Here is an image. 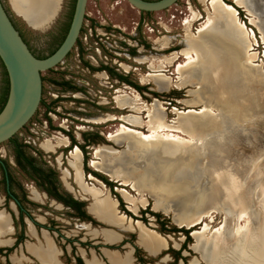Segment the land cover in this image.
Here are the masks:
<instances>
[{
	"label": "rangeland",
	"instance_id": "374dc122",
	"mask_svg": "<svg viewBox=\"0 0 264 264\" xmlns=\"http://www.w3.org/2000/svg\"><path fill=\"white\" fill-rule=\"evenodd\" d=\"M120 3L115 5V0H98L97 7H95L92 0H88L87 3V13L91 16L90 19V27L93 30V33L96 31L100 32V29H106L110 35H107L109 38L104 39L107 43L101 44V46L94 45V41L90 40V47H99L102 51V58L105 56L109 62L110 55L114 56V51L118 49V40H122L124 44V49L136 50L134 53L135 60H149V64L157 67L160 64H163V69H160V73L169 76L173 81H178V75H176L175 71L177 66L180 64H184L187 60L185 55H181V50L185 49L184 39L186 37V31L188 28V24H190V32L193 35L198 33L200 27L205 24L209 20V15L207 11H205V7L200 0H179L176 5L169 8L163 12H154V13H140L137 9L133 8L126 0H118ZM226 4L234 7L238 11V19L241 23H243L246 27V32L241 34L245 37L247 47H248V56L252 59V64L246 63L244 61V65L248 68L255 69L256 71L250 73L246 71L245 68H241L240 66H236L235 72L231 77H227L225 80V84L222 86V90L225 91L224 94H221L218 99L219 102L217 104L218 108L223 109L224 111L218 110L215 107H211V111L204 114H196V113H187L189 109H193L196 111L201 110L204 106V103H200L196 100L195 92L198 91V86L193 85L189 87H172L170 91L167 92H159V98L156 96L145 97L142 96L139 91L134 88L132 85H128L127 89L123 87H119L121 92H125L128 96L133 97L134 94H138L140 97V106L147 105V107L153 106L155 100L160 102L164 107V124H168L172 126V135L177 138H187L189 136L187 132H191L190 129H181L180 125V116L182 113L186 112L185 118L187 119H195L198 122H202V124H206L207 126L212 127L216 126H224L230 125V131L239 132L237 138V144L235 146L236 152H241L245 154L244 164L246 165V172L248 175H256L260 170V166L264 161V10L263 6L264 0H251L252 2V13L248 14L244 8L234 6L233 2L235 0H223ZM5 6L8 8L10 14L12 11L14 12L11 0H3ZM60 4V2H59ZM58 4V9H59ZM57 9V11H58ZM15 13V12H14ZM17 14V13H16ZM18 15V14H17ZM192 15V16H191ZM198 15V16H197ZM172 16V18H171ZM211 16V15H210ZM263 16V17H262ZM20 17V16H19ZM162 18V19H161ZM195 20V21H194ZM189 22V23H188ZM159 23V24H158ZM186 23V24H185ZM58 25V19L56 17L55 21L50 27H55ZM119 27V28H116ZM26 26H21L24 30L25 35L31 45L32 50L39 55H44L48 52V49L51 46V41L49 38L42 33H38L36 31L27 30ZM137 31H136V29ZM153 29V32H150L149 29ZM150 29V30H151ZM103 30V31H106ZM90 31V30H89ZM249 33V34H247ZM88 35V34H87ZM247 36V38H246ZM249 36V37H248ZM88 37V36H87ZM150 38L148 40L147 38ZM191 37V36H190ZM89 38V37H88ZM164 38H169L170 40L164 43L161 42ZM250 38V39H249ZM146 39V40H145ZM199 40V39H198ZM201 39L198 41L200 42ZM117 42V43H116ZM141 43H146L149 45L145 52L138 53V45ZM219 50L224 54V57L231 58V49L233 45L227 41L223 40L220 42ZM250 43V44H249ZM218 47V44H215ZM151 47L159 48L160 55H156L154 51H152ZM165 47V48H164ZM171 48L172 50H167ZM113 51V52H111ZM152 51V52H150ZM167 51H172L166 54ZM174 54H179V60L172 66L169 65L165 61L164 57H173ZM89 56L95 57L94 53H88ZM184 56V57H182ZM145 57V58H142ZM206 57L205 59L208 60ZM104 60V58H103ZM182 62H181V61ZM106 62V60H104ZM127 63L129 66L133 65L137 71L130 72V79L134 80L136 83L138 82L139 72L143 74V72L138 68L144 67L140 64H135V61H132L131 57L127 58ZM159 64H158V63ZM142 63V62H141ZM153 63V64H152ZM246 63V64H245ZM178 64V65H177ZM78 61L75 56V53L68 60L65 65V70L62 69V66H59L54 69L53 72H43L42 79L46 80V90L47 93L43 95L42 100L44 99L46 103H52L53 97H56L60 89L57 88V84H53L52 81H56L57 83H62L63 80H67L70 83H74L76 79H78L79 75L77 73ZM252 65V66H251ZM254 66V67H253ZM148 69V68H147ZM165 69V70H164ZM263 69V70H262ZM263 71V72H262ZM148 74L142 77V81L150 82L151 87L155 88L154 84L151 82L149 74H156V70L150 71L148 69ZM157 72V73H159ZM249 74V75H248ZM148 76V77H147ZM147 77V78H146ZM146 79V80H145ZM98 87V85L95 83ZM180 88V89H179ZM193 88V89H192ZM99 88H96V90ZM156 89V88H155ZM195 89V90H194ZM7 90V78L3 75L2 70L0 69V99L5 95ZM102 91V90H101ZM157 91V89H156ZM103 92V91H102ZM120 92V91H119ZM158 92V91H157ZM114 98L119 96L120 94L115 92L113 93ZM107 99L106 101L94 96V102H96L97 107L99 108H108L112 107V111H73L78 105L73 103V98L68 100V102L61 104H57L54 108L58 111H53L51 118V125L53 127H57L59 129L60 126H64L65 128L71 129V127H83L84 125L87 127H93V131L97 134V143L94 146H91L86 150L88 154H85V161L82 163V170L86 175V182L89 184H96L94 175H89L85 169L89 171H93L91 168V162L95 160L93 158V151L100 146H110L115 150V153L123 152L126 159V167L122 165L121 160H119V167L115 170L117 175L122 177H126L130 182H137L139 185L145 186L146 189L150 191H146L148 193V204L147 206L139 207L135 212L131 209L130 205L127 204L119 194L118 190L123 189L128 192L134 198L142 197L139 195L136 190H134L130 185H122L119 186L113 179L102 172H96L99 175L108 179L109 182H112L116 187L110 189L104 183V189L111 192V196L118 202L119 208L117 206V210L122 214H127V216L132 215L127 211V207L129 211H133L134 215H138L137 217L132 216L135 221L145 222L147 227L158 232L164 238H171L169 241V247L167 250L163 251L157 257H149L150 264H204L202 261V256L195 253L192 246L195 243L194 239L191 235L188 236L182 232L179 233H170V234H162L159 232L161 229L160 220L154 216L160 214L162 216V220L167 221L166 229H170L172 225L178 227L180 221L187 220L188 218L194 217L196 214L205 211L208 207L206 206L208 202V195L214 189V186L220 189L219 187L223 185L230 178L235 180L239 173L238 165L233 162H228L226 160H221L217 168L210 170V173L205 172L203 169L201 175H196V163L190 162L187 159L175 158L171 159L166 155H163L162 151H160V147L156 150H150L148 153L142 154L139 150H126L124 146H115L110 141H108V135L116 132L118 127L123 124L120 120L122 116H139L143 121L147 122V112L143 111L140 114L133 113L128 109L117 111L115 109V99L109 97H104ZM105 102L106 104L100 105ZM70 111H63L62 107L64 106ZM115 105V106H114ZM58 106V107H56ZM60 107V108H59ZM84 107V106H82ZM194 107V108H193ZM44 108L40 106L37 110V113L31 119V123L36 124L35 127L29 124L24 126L16 135L15 138L19 143L23 146H27L26 151L33 155V152L39 156L40 163L47 161V165L51 166L57 175L59 176L60 186L61 188L72 195L77 200L82 201L89 206L91 201L88 196H85L88 200L83 199L81 195L78 194L79 189L75 185L72 178H69L67 181L70 186L73 188L72 192H69L67 186L62 181L63 171L68 170L69 168V154L71 151L62 152V150H57L58 152L55 154L47 155L42 149L39 147L44 140L54 139L56 142L58 139H55V136H58L59 139H62V135H56L52 131H49L44 127ZM201 108V109H200ZM199 109V110H198ZM72 110V111H71ZM176 112V113H175ZM214 113V114H213ZM108 115H113L115 117L114 120L108 121L103 124H94L90 121L95 119H106ZM208 115L210 117H207ZM219 117V118H218ZM34 127V131L32 129ZM175 130V128H177ZM137 131L147 134V128H134ZM114 131V132H113ZM163 132H166L164 129ZM186 132V133H185ZM177 135V136H176ZM210 137L214 136V133H208ZM54 136V137H53ZM74 137L76 135L74 134ZM106 139V140H105ZM250 144V145H249ZM222 148L226 147V145H221ZM251 146L255 148V151L251 149ZM72 148V147H71ZM224 149V148H223ZM64 150V149H63ZM133 156H138L135 158ZM0 157L2 159L7 160L9 162L10 171L17 181L23 183L25 189L28 192V196L36 198L33 196L32 192L35 190V185L28 181L24 175H22L19 170L11 164L13 161V147L12 144L6 142L0 145ZM224 157V156H221ZM124 162V161H123ZM133 162V163H130ZM154 171V172H153ZM73 172V171H72ZM144 174V175H142ZM202 174H204L202 176ZM208 174V175H207ZM89 175V177H87ZM139 175V176H138ZM138 177V180H137ZM205 178V179H204ZM210 178V179H209ZM96 179V178H95ZM99 180L100 179H96ZM145 181V182H144ZM102 182V181H100ZM120 183V182H118ZM244 184V183H243ZM263 184L261 183V179L257 185L251 187V192L249 193V199L251 205L257 209H260L264 204V188L262 189ZM243 186H246L243 185ZM98 187V186H97ZM131 187V188H130ZM152 187V188H151ZM99 188V187H98ZM68 189V190H67ZM152 189V190H151ZM133 190V191H132ZM160 195V197H166L171 201V211L167 214L163 212H156L152 210L154 200L156 199V195L152 193ZM136 192V193H135ZM152 192V193H151ZM144 198H146L145 193ZM4 193H3V185L1 183V173H0V211H4L8 216H14L19 219V214L16 211L15 207H13V211L7 205L4 206ZM39 201L46 203L47 200L45 198H41ZM51 205V203L49 202ZM147 207V214H141ZM56 210V206L51 207L47 206V209H43L39 212H34L37 215L36 219L39 220L40 223H44V221L48 220L50 223V219L56 223V225H52V230H47L46 228L40 226L39 227V237L33 238L29 235V226L25 222L22 225L13 227V234L7 236L3 241H8L9 245L12 244V239L14 240L16 232V236L23 233L24 243L23 246L19 247V252L10 253L9 257L5 259L4 257H0V264H10L12 256L21 254V251L26 252L27 244H36L38 242H42V234L46 232L51 239L56 243L58 249V257L60 256L61 262L63 264H74L73 257L75 255H83L84 260L86 262L93 259V253L91 258H87L84 252L94 251V244H98L99 242H103V239L99 236L94 235V232L90 230H81L79 226L82 224L75 218L70 217V212L66 208H58ZM125 210L126 212H123ZM140 210V212H139ZM223 212V211H222ZM212 212L211 214H206L200 221H197L196 227L193 226L195 230H199L203 227L204 224H208L209 227L207 232H212L214 229L219 227L221 224L226 223L225 212ZM228 222H227V238L231 240L232 232L231 228L233 227V214L228 212ZM26 220V218H25ZM225 220V221H224ZM27 221V220H26ZM213 221V222H212ZM143 222V223H144ZM244 222H242L243 224ZM87 224V223H86ZM49 226V224H47ZM150 225V226H148ZM94 229L101 231L100 228L103 229H111L120 234V237H125L126 239L132 237V240L135 242L137 240L138 234L134 232H121L122 230H118L107 225H96L93 226ZM38 229V227H37ZM102 229V230H103ZM185 229V228H184ZM192 229V230H194ZM208 232V233H209ZM102 235V234H101ZM188 237L191 241H188ZM68 240H71L73 243H69ZM106 242V241H104ZM117 242V241H116ZM115 242V243H116ZM82 243L88 246H82ZM107 243V242H106ZM186 243V250H183V245ZM91 244V245H89ZM114 244V243H108ZM131 244V243H130ZM9 245H1L0 247L4 248V246ZM55 245V247H56ZM101 246V245H98ZM56 247V248H57ZM101 250H95L97 252L98 259L96 260L99 264H108L107 259L104 257L103 248ZM170 249V250H169ZM172 250L179 251L181 250L182 259L175 260L172 256ZM124 251L122 254L131 253V247L128 245L127 248L121 250ZM9 254V253H8ZM3 256V255H2ZM28 257V255L26 254ZM132 256V254H131ZM205 256V254H204ZM209 259L213 257V254L206 255ZM10 258V260H9ZM27 260V259H26ZM70 260V262H68ZM103 262H102V261ZM31 264V263H29ZM36 264V263H33ZM58 264H61L58 260Z\"/></svg>",
	"mask_w": 264,
	"mask_h": 264
},
{
	"label": "bare ground",
	"instance_id": "6f19581e",
	"mask_svg": "<svg viewBox=\"0 0 264 264\" xmlns=\"http://www.w3.org/2000/svg\"><path fill=\"white\" fill-rule=\"evenodd\" d=\"M200 1L206 6L205 11L211 16L209 15V20L200 27L196 35L192 36L190 32L191 27L190 24H188L186 37L184 39L186 47L180 52L181 55L187 57V60L184 64H177L178 66L175 73L178 75V81L175 82L169 76L159 72L163 64L157 67L151 64L147 66L150 71L156 70V74L149 75L151 82L158 92L170 91L173 86L185 88L197 85L199 89L195 92L196 100L200 103H204V106H202V109L200 108L201 110L198 109L199 111L189 109L187 112L196 114L207 113L211 111V107H215L218 110L221 109L217 106V104L220 103L218 97L225 93V91L222 90V86L225 84L226 78L234 74L236 66L245 68L247 73L256 71L244 65V61L248 64H252V58L247 55L249 51L247 43L245 37L241 35H244L246 32V27L239 21L238 11L234 7L226 4L223 0ZM11 4L14 12L21 18H24L30 27L45 29L47 23H50L53 16L57 13L59 0H11ZM235 4L238 7L244 8L248 14H253L251 0H235ZM198 39H201V41L198 42ZM169 40V38H164L161 42L166 45V42ZM223 40H227L233 45L230 55L231 58H225L224 54L219 50V45H221L220 42H223ZM215 44H218V47H216ZM206 57L210 58L206 60ZM164 58L169 65L172 64L173 66L178 62L179 54H174V56L170 58ZM124 68L129 70L128 67ZM117 93L120 94L115 98L118 108L124 110L128 109L136 114L146 111L148 113V121L145 122L139 116L135 115L120 117L123 124L118 127L116 132L113 131L114 133L108 135V141L113 145L124 146L126 150L129 149L131 151L139 150L142 154L148 153L150 150H157L160 147L159 150L162 151L163 155L171 159L181 158L187 159L190 162H195L196 175H201L203 169H205V172L210 173V170L218 167L221 160H226L227 162L229 160V162L233 163L236 162L238 165L240 174L235 180L230 178L219 187L220 189H215L217 187L214 186V189H212V192L208 195L209 199L206 204L208 208L205 211L196 214L192 218L179 222V228L190 229L206 214H211L212 212L220 213V211L225 212L226 223L221 224L212 232L208 231V233L207 229L209 225L204 224L202 228L199 230L194 229L191 233L195 242L192 248L195 253L202 256L203 263L264 264V204L260 209H257L251 205L249 199V193L252 191L251 187L255 184L257 185L260 179L263 184L262 186H264V161L255 176L247 174L246 165L244 164L245 154L234 150L237 141H239V138H237L239 132L230 131L231 124L224 126L213 125L210 127L205 123L202 124V122L189 118L186 122L185 114L187 113L179 111L180 114L182 113V116L179 118L181 129L188 128L191 132H187L189 139L188 137L177 138L172 135V126L164 124V107L160 102L155 100L153 106L147 107V105H143L141 107L138 94H134L133 97H130L125 92L118 91ZM221 111L224 110L221 109ZM205 116L210 117L208 115ZM114 119L115 117L113 115H108L106 119H95L94 123L99 125ZM134 128H147L148 133H142ZM164 129L166 132H163ZM176 129H178V127L175 128V130ZM208 133H214V136L210 137ZM63 144H65V142L58 139L56 143L52 141L43 142L40 148L45 153L55 154L58 149L63 147ZM223 144L226 145V147H223L224 149L221 146ZM251 149L255 151L253 146H251ZM69 157L68 163L71 172L64 170L62 181L70 191H73V188L67 181L69 178L73 179L75 185L79 189L80 195L83 196L82 198L87 200L85 196L89 197L91 201L89 210L97 219L118 230L125 232L132 231L138 234L139 246L151 256L157 257L168 249L169 241L172 240L170 237L164 238L158 232L145 226L142 222L130 219L126 215L120 213L118 211L119 209L117 210L118 202L109 194L108 190L104 189V185L99 180L93 178L96 184H89L86 182V175H84L82 170V153L78 147H75L73 151L70 152ZM133 157L138 158L139 161L138 156ZM93 158L95 160L90 164L92 169L106 174L122 185H130L142 196L134 198L125 190H118L122 199L130 205L133 211L136 212L139 207L143 208L147 206L148 193H146V191L148 189H146L145 186L139 185L136 181L130 182L126 177L116 174L115 170L120 166L119 160H121L122 165L126 167V159L123 152L119 151L115 153V150L110 146H100L93 151ZM203 175L204 174H202V176ZM245 184L246 186H243ZM263 188L264 187H262V189ZM32 193L38 197L35 191ZM143 193H145L146 198H144ZM153 194H155L154 191L152 195ZM156 194L152 210L165 214L169 213L171 211V201L166 197H160L158 193ZM228 212L233 214L231 240H228L226 235ZM242 222L244 223L242 224ZM12 234L13 227L9 216L4 211H0V246L4 244L9 245V242L3 241V239ZM97 234L98 232H94L95 236H97ZM29 235L33 238H37L36 231L32 225H29ZM102 236L107 243H115L121 238L120 235L113 231H104ZM42 239L43 241H39L38 245L31 243L27 244V252L34 256L40 264H58V251L53 240L46 232L42 234ZM103 254L110 264H133L131 253L120 255L117 252L112 253L104 251ZM207 254H213V257L209 259L206 256ZM11 260L13 263H21L23 260H26V258L22 257L20 259L16 256H12ZM86 263L99 264L94 255L93 259Z\"/></svg>",
	"mask_w": 264,
	"mask_h": 264
},
{
	"label": "flooded vegetation",
	"instance_id": "af4514ba",
	"mask_svg": "<svg viewBox=\"0 0 264 264\" xmlns=\"http://www.w3.org/2000/svg\"><path fill=\"white\" fill-rule=\"evenodd\" d=\"M0 1L2 2L3 7L6 10L12 24L14 25L16 30L19 32L23 41L26 43V45L28 46L31 53L38 59H44V58L51 56L61 46V44L65 40L67 33L69 31V28H70V25H71V22L73 19V15L75 12L76 2H77V0H59L60 4H59V9L57 11L58 25H56L55 27L54 26L49 27L47 30H45L43 32L36 31L38 33L44 34L45 36H47L49 38V41H51V43H50L51 46L48 49V52L44 55H39V54H36L32 50L31 45H30V43H29V41L25 35L24 30L21 28V26L22 25L26 26L25 28L27 30H32V31H35V30L30 28L23 21V19L21 17H19L13 11H12V14H10V12H9L8 8L5 6V3L3 2V0H0ZM148 1H156V0H148ZM87 3H88V0H87ZM86 13H87V4H86L85 13H84V20H83L82 28L80 30L77 42H76L75 46L73 47L72 51L64 59V61L57 66V67L62 66L61 68L65 70V68H64L65 65L67 64L68 60L71 58L73 53H75V56H76L77 61H78V65L76 66L77 67V73L79 75L78 79H76L74 81V83H70L69 81L64 79L62 82V85H63V83H68V84L65 86H62L61 84H59V85L57 84L58 85L57 88L60 89V92H58L59 95H57L56 97H53L54 99H53L52 103L51 102L46 103V101L43 99L41 101V104H40V106L45 107L44 108V116H43L44 117V121H43L44 127L47 128L49 131H52L56 135H62V139H59L58 136H55V137L53 136V137L55 139H59V140H62L65 142V144H63V147L61 149H58V150H62V152H66V151H68V149H69V151H71L73 148L78 147L82 153V163L85 161V158H86L85 154H88L86 152V150L89 149L91 146H94L97 143V139H98L97 134L98 133L93 131L94 130L93 127L92 128L89 126L86 127L85 125H84V128L76 126V127H71V129H69V127L65 128L64 126H60L59 129L57 127H53L51 125L52 114H53V111H58V109L56 110L54 108L55 105H57V104L62 105L63 103L68 102V100L73 98V103L76 104V106L78 105V107L73 109V111H112V107H108V108L97 107L96 102L92 101V100H94V96H96L100 99H103L105 101L107 99H105L104 97H109V98H112V102H113V98H114L113 93L115 94L116 91L117 92L122 91L119 89V87H123V88L127 89L128 85H130V86L132 85L134 88H136L142 96L150 97L153 95V96H156L157 98H159V96L157 95V93H159V92H157L155 88L151 87V83L142 81V77L146 76L148 74V72H146V71H148L147 63H149V60H144V59L135 60L133 57H134V53L136 52V50H134V49L129 50L127 48L124 49L123 48L124 44L122 43V40H118L117 41L118 43L116 42L118 44V49H116V51H114V52L111 51L114 53V56L110 55L111 62H109L107 60V58L104 56L103 58H104V60H106V62H105L102 58V51L100 50L99 47H90V48L88 47V46H90L89 45L90 40L94 41V45L101 46V44L107 43L106 41H104V39L109 38L107 35H110V36H112V35L109 34V32L106 29H103V28L100 29V32L96 31V33H93V30L89 25L90 22H87ZM142 13H145V12H142ZM146 14H148V13H146ZM116 28H119V27L116 26ZM103 30H106V31H103ZM136 31H137V29H136ZM86 36H88L89 38ZM147 39L150 40L149 37ZM148 48L150 49L148 44L141 43V45H138L139 50H137V52L138 53L145 52L148 50ZM151 49H152V51L155 52V54L157 56L160 55V53L158 54V52H160L159 48L151 47ZM167 50H172V49L169 48ZM152 51H150V52H152ZM92 52L94 53L95 57L88 55V53H92ZM170 52H172V51H167L166 54H168ZM128 57H131L132 61L136 62L135 64L138 63V64L144 66V67L138 68V70L140 69L143 72V74H140V72H139V74H138L139 78L137 79L138 80L137 83L134 80L130 79V77H129L130 72L133 70L135 72V71H137V69L134 68L133 65L129 66V64L127 63ZM142 58H145V57H142ZM57 67H55V68H57ZM124 67H128L129 70H126ZM55 68H53L47 72H53ZM46 83H47L46 80L42 79V97H43V95H45V93H47V90L45 87ZM95 83L98 85V87L95 85ZM96 88H99V89L96 90ZM103 104H106V103L103 102L100 105H103ZM115 104H116V100H115ZM82 106H84V107H82ZM56 107H58V106H56ZM62 108H63L62 109L63 111H70V109L66 108L65 106ZM115 109L117 111L124 110V109L118 108L117 105H116ZM90 122L94 123V120L90 121ZM31 125L35 127L36 124L31 123ZM34 127L32 129V132H35ZM74 134L76 135V137H74ZM47 141H52L53 143H56V141L54 139L44 140V142H47ZM25 147L27 148V146H25ZM27 154L31 155L33 158H35L37 160V162L32 161V159H30L28 157L27 158L22 157L19 159L14 154V150H13V161L11 162V164L14 165L19 170V172L22 175H24L26 177V179L28 180L29 179L28 177H31L32 175H30V174L26 175L23 172L24 168H23V166H21L22 165L21 162H23V165L25 166L26 170L30 171V172H32L34 170V168L41 166V163L39 161L40 160L39 156H37L34 152H33V155L28 153V152H27ZM45 154L50 155L49 153H45ZM44 163H45L44 168H47L48 170H52L54 172V174H52V175L55 176L53 178V180L55 179V181H53L54 182L52 184L53 186L49 185L47 183L46 187L41 188L38 186V182L36 180H31L30 182H32L35 185L34 191L38 194V197H37L32 193L33 196L36 197V198H33V197L28 196V192L25 189L23 183H21L20 181H17L16 178L13 176V174L10 171L9 162L7 160L2 159V157H0L1 183L3 185V193L5 196L4 206L8 205L12 211H13V207H11V205L14 206L16 211L19 214V219H17L14 216L13 217L9 216L11 223L14 226H16V227H17V225L23 226V222H25L26 224H28V226L29 225L33 226V228L35 229L36 234L38 236L40 226L46 228L47 230H52L51 226L56 225V223L53 221V219H50V223L48 222V220L44 221V223H40L39 220L36 219L37 215H35L34 212H39V211H42L43 209H47V206H51V207L56 206V210H59L58 208H60V207L66 208L68 210V212H70L71 218H75L80 223H82L79 226V229L90 230V232L96 231L99 233V236H97V237H101L103 239V242H99L98 244H94L93 247L95 250H101L102 249L101 247L103 246V247H107V248H103L104 249L103 251H108V252H112V253L117 252L120 255H124V254H122L124 251H122V252H120V251L124 250L129 245L132 249V251H130V252H131L132 258H133V264H150V261H149L150 259L148 258V256L149 257H155V256H151L150 254H148L144 249H142L139 246L138 236H137V240L135 242L132 240V238H135V237H132V236L129 239L128 238L126 239L125 237L122 236L114 244H108V243L104 242V238L101 234L104 231H113V232H115V231L111 230V229H103V228H100L101 231L94 229L93 226L107 225V224H105L102 221H100L99 219H97V217L94 216L90 212L89 206H86L85 203H83L80 200L75 199L74 197H72L71 194L64 191L60 186L59 176L57 175L55 170L51 166L47 165L49 162L47 163V161H44ZM92 172H88V174L94 175V177L97 179L98 177L95 174H93ZM96 172L97 171H95L94 173H96ZM48 173L49 172H47V174ZM37 175H39V174H37ZM45 175L46 174H43V173L40 174V176H45ZM84 175H85V172H84ZM89 175L87 177H89ZM101 183L103 184L104 182L102 181ZM118 185L121 186L120 184H118ZM68 191L72 192L70 190H68ZM78 194L80 195L79 191H78ZM109 194L111 195L110 191H109ZM42 197L47 200L46 203L39 201ZM73 201L83 203V206H80ZM49 202L51 203V205L49 204ZM147 207L145 209H140V210H145L141 214H147ZM118 208H119V204H118ZM140 210H139V212H140ZM127 211L130 214H132L129 216H127V214H125L130 219H133L132 216H135V217L138 216V215H134L131 211H129L128 207H127ZM82 212H83V214H82ZM123 212H126V211L123 210ZM87 216L90 217V219L87 218ZM25 218L27 221L25 220ZM47 224H49V226ZM143 224L145 226H147V224L145 222ZM107 226L112 227L110 225H107ZM148 226H150V225H148ZM37 227H38V229H37ZM112 228H114V227H112ZM177 228H179V227H177ZM179 229H181V228H179ZM185 230H189L190 231L189 235H191L190 229H185ZM121 232H124V231H121ZM129 232H132V231H129ZM22 233H23V227H22ZM22 233L20 235L16 236V232H15L14 233L15 238H14V240L12 239V244L9 246H4V248L0 247V257H4L5 259H7L10 255V253L19 252L18 251L19 247L20 246L22 247L23 243L25 241ZM115 233H117V232H115ZM118 235H120V234H118ZM68 242L73 243L71 240H68ZM54 244L56 245L55 242H54ZM89 245H91V244H89ZM98 245H101V246H98ZM82 246H88V245H85L82 243ZM56 247H57V245H56ZM56 249H58V247ZM95 250L89 252V254H87V252H84V253H85V255L88 256L87 258H91L92 253L98 258V256H97L98 254ZM26 254L28 255V257L26 256ZM125 254H126V252H125ZM60 256L58 257V260L61 264H63L61 262L62 258ZM16 257L20 258V259L22 257H25L27 260H23V262H21V263H13L11 260L10 264H29V263L40 264L34 256H32L30 253L27 252V250H26V252H23V250H22L21 254L18 253V255H16ZM9 260H10V258H9ZM73 260H74V264H87L86 261L84 260L82 253H81V255H75L73 257ZM79 260H81V263L79 262ZM68 262H70V260ZM107 262H108V264H110L108 260H107ZM103 263L105 264V262H103Z\"/></svg>",
	"mask_w": 264,
	"mask_h": 264
},
{
	"label": "water",
	"instance_id": "95a60500",
	"mask_svg": "<svg viewBox=\"0 0 264 264\" xmlns=\"http://www.w3.org/2000/svg\"><path fill=\"white\" fill-rule=\"evenodd\" d=\"M126 1L140 12L154 13L168 10L179 0ZM86 4L87 0H77L65 40L54 54L38 59L23 41L0 1V60L9 82L7 101L0 112V145L11 140L36 114L42 101L41 74L57 67L72 51L82 28ZM233 4L236 6L234 2ZM56 17L57 13L45 29L30 27L22 19L33 30L43 32L53 24Z\"/></svg>",
	"mask_w": 264,
	"mask_h": 264
},
{
	"label": "trees",
	"instance_id": "16d2710c",
	"mask_svg": "<svg viewBox=\"0 0 264 264\" xmlns=\"http://www.w3.org/2000/svg\"><path fill=\"white\" fill-rule=\"evenodd\" d=\"M0 69L2 70V73L3 75L7 78V90L5 92V95L3 97H1L0 99V112L2 111L3 107L5 106L6 104V101H7V97H8V92H9V82H8V77H7V73L5 71V68L0 60ZM53 84H61L62 83H57L56 81H52ZM68 83H63L62 86H65L67 85ZM159 96V95H158ZM9 143L12 144V147H13V150H14V154L20 159V158H24V157H28L30 159H32V161H36L37 160L35 158H33L31 155H28L27 154V151H26V147L23 146L21 143H18L17 139L15 138V136L8 141ZM21 166H23V172L28 175H32L31 177H28L29 181L31 180H36L38 182V186L41 187V188H44L46 187V184L48 183L49 185H52L55 181V179L53 180V178L55 176H53L52 174H54V172L52 170H48L47 168H44L45 166V163L41 162V166L37 167V168H34V170L32 172L30 171H27L25 166L23 165V162H21ZM94 170V169H92ZM87 172H92V171H89L88 169H86ZM95 171V170H94ZM47 172H49L47 174ZM43 173V174H46L45 176H40V174ZM93 174H95L98 179H100L101 181H103L105 183V185H107L109 188H113V187H116V185H114L112 182H109L107 178L99 175L98 173H94L92 172ZM39 174V175H37ZM53 186V185H52ZM75 202L76 204L80 205V206H83V203H80V202H77V201H73ZM83 214V212H82ZM85 214V213H84ZM86 215V214H85ZM156 216L159 220H160V225H161V229L159 230L160 233L162 234H170V233H179V232H182L184 234H186L188 236V234L190 233L189 230H185L183 228L179 229L177 228L176 226L172 225V227L170 229H166V225H167V221L165 220H162V216L160 214H157V215H154ZM87 218L90 219V217L87 216ZM192 229L194 228H190L191 230V233H192ZM188 241H191L188 237ZM170 250V249H169ZM183 250H186V243L183 245ZM172 256L174 257L175 260H179V259H182L181 257V250L179 251H175V250H172ZM79 262L81 263V260H79Z\"/></svg>",
	"mask_w": 264,
	"mask_h": 264
},
{
	"label": "built area",
	"instance_id": "2783aa9c",
	"mask_svg": "<svg viewBox=\"0 0 264 264\" xmlns=\"http://www.w3.org/2000/svg\"><path fill=\"white\" fill-rule=\"evenodd\" d=\"M92 1H93V3H94L95 7H97V1H98V0H92ZM114 3H115V5H118V4L120 3V1L115 0ZM171 18H172V16H171ZM86 19H87V22H90L91 16H90L89 14H86ZM161 19H162V18H161ZM158 24H159V23H158ZM150 29H151V28H150ZM150 29H149V31L152 32V33H154V32H153V29H151V30H150ZM86 37H87V36H86ZM86 37H85V38H86Z\"/></svg>",
	"mask_w": 264,
	"mask_h": 264
}]
</instances>
